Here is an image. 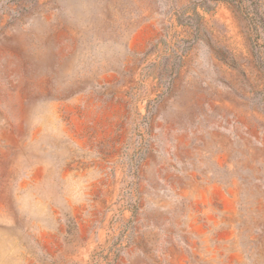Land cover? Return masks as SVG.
<instances>
[{
    "label": "rangeland",
    "instance_id": "374dc122",
    "mask_svg": "<svg viewBox=\"0 0 264 264\" xmlns=\"http://www.w3.org/2000/svg\"><path fill=\"white\" fill-rule=\"evenodd\" d=\"M0 264H264V0H0Z\"/></svg>",
    "mask_w": 264,
    "mask_h": 264
},
{
    "label": "crops",
    "instance_id": "0c3cea01",
    "mask_svg": "<svg viewBox=\"0 0 264 264\" xmlns=\"http://www.w3.org/2000/svg\"><path fill=\"white\" fill-rule=\"evenodd\" d=\"M220 101L222 102V101H228V100H227V98H225L222 100L220 99ZM225 123H227V120H225ZM195 152H196V150H195ZM189 155H190L189 157H191V152L189 153ZM193 156H195V155H193ZM220 168L223 169L222 166ZM214 170H215V168L213 169V171ZM221 172H223V170H221ZM201 186H203L209 190V189H212L215 185H213L212 181H207V182L205 181L204 183H202ZM195 188H196V185H194L191 181H189L187 184L184 183L182 185H178V191L180 193L179 195L183 199V203H180V205H179V208H180L179 216L184 221L187 219H191V216H190L191 214L189 213V211L191 210V208L193 206L192 200L195 198V191H194ZM184 191H188V195H186L185 197L182 196V193ZM179 208H178V210H179Z\"/></svg>",
    "mask_w": 264,
    "mask_h": 264
},
{
    "label": "trees",
    "instance_id": "16d2710c",
    "mask_svg": "<svg viewBox=\"0 0 264 264\" xmlns=\"http://www.w3.org/2000/svg\"><path fill=\"white\" fill-rule=\"evenodd\" d=\"M213 1H216V0H213Z\"/></svg>",
    "mask_w": 264,
    "mask_h": 264
}]
</instances>
